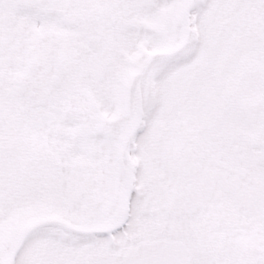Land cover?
Segmentation results:
<instances>
[{
    "label": "rangeland",
    "instance_id": "obj_1",
    "mask_svg": "<svg viewBox=\"0 0 264 264\" xmlns=\"http://www.w3.org/2000/svg\"><path fill=\"white\" fill-rule=\"evenodd\" d=\"M112 1L47 0V7L28 13L21 12L20 6L40 0H0V38L7 35L6 30L12 32L22 25L27 41L42 42L53 56L78 48L88 41L86 35L99 33L94 50L105 64L106 79L80 95L68 90L67 98L64 93L60 97L66 103L60 112L71 131L68 140L75 136L76 145L83 121L91 124L83 128L86 142L92 133L98 135L108 128L93 117L98 105L110 109V118L119 119L115 128L126 121L114 132L118 143L134 107V94H124L129 74L146 57L145 50L172 46L181 37L186 0H170V6L164 8H151L156 0H120L131 9L121 18L119 10L111 9ZM95 4L98 14L92 13ZM189 13L187 42L164 57L169 70L162 76L145 70L141 78L142 127L134 137L145 127L147 135L143 144L130 145L142 160L137 196L145 189L146 174L163 166L157 163L160 156L170 160L168 156L175 150L197 142L214 151L239 142V150L247 152L256 125L262 122L264 126L260 115L264 114V0H191ZM96 19L99 24L93 23ZM197 20L202 21L203 29ZM83 23L89 26L86 34ZM48 31L51 36L40 40ZM52 132L56 135L40 133L36 141L35 132L3 129L0 212L6 211L7 220L0 223V243H4V254L29 221L58 217L78 226H101L120 214L124 176L114 153L110 159H102L98 136L94 146L85 142L84 148L94 147L93 151H83L75 144H68L72 150L64 151V137L57 130ZM125 231L126 226L120 235H95L101 239L57 231L39 242L28 264H55L80 243H87L83 254L101 251L96 244L102 243H111L109 251L119 252L130 241ZM191 247L193 264H264V225L227 232L219 243L193 240Z\"/></svg>",
    "mask_w": 264,
    "mask_h": 264
},
{
    "label": "flooded vegetation",
    "instance_id": "obj_2",
    "mask_svg": "<svg viewBox=\"0 0 264 264\" xmlns=\"http://www.w3.org/2000/svg\"><path fill=\"white\" fill-rule=\"evenodd\" d=\"M123 6L124 3L120 0L110 2L111 9L120 11L117 14L120 18L126 13ZM92 13L98 14L96 4ZM93 23L99 24V20L96 19ZM82 26L86 34L89 26L85 23ZM6 34L0 38V145L3 143L4 127L23 133L35 132L36 141L40 133H53L52 131L57 130L61 135L59 137H64V151H71L68 144L76 145L73 140L75 136L68 140L71 131L60 112L61 109H66V103L60 97L62 93L66 97L68 90H76L80 95L87 87H97V84L106 79L105 64L94 50L99 41V33H96V37L86 35L88 41L80 43L78 48L71 51L64 49L54 56L35 38L27 41L22 25L16 26L12 32L6 30ZM44 36L50 37L51 32L48 31L40 40ZM56 39H59V35ZM91 56H96L101 64V81L94 78ZM99 89L100 87L97 92ZM52 92H55L54 95ZM3 93H6V98ZM96 111V116L93 117L103 125L108 124V128L104 131L101 129L102 133L98 135L92 133L87 138L90 141L86 142L83 128L91 124L83 121V126L77 132L80 133L77 145L83 151H93L94 147L84 148L85 142L88 146H94V140L98 136L99 145L103 147L102 159H110V153H114L124 176L119 205L121 212L127 187V161L124 156H118L121 138L116 143L114 129L115 122L119 119L110 118L112 112L108 108L98 105ZM260 115L264 122V114ZM124 124L126 121L120 123V128ZM263 129L262 122L256 125L253 145L247 152L243 148L239 150V142L230 149L216 151L210 149L206 143L197 142L175 150V153L168 156L172 157L170 160L160 156L157 163H162L161 169L145 176L147 184L143 183L145 189L138 196L134 225L131 228L126 226L125 233L130 241L124 248L119 252H111L108 249L111 243H102L96 244L101 251L92 250L83 254L87 243H80L70 247L71 253L57 259L55 264H121L120 255L123 251L136 245L139 240L156 238L183 241L188 248L190 264H193V240L199 243H219L227 232L254 230L258 224L264 225V132L263 137L259 135ZM130 158L134 166L132 194L135 193L138 178L140 179L139 168L142 160L136 151L130 153ZM144 180L141 178V181ZM128 217L129 202L126 220ZM11 244L9 243V248ZM4 250V243H0V264L8 252L7 250L4 254ZM68 250L65 247V253ZM199 252L200 249L197 253Z\"/></svg>",
    "mask_w": 264,
    "mask_h": 264
},
{
    "label": "water",
    "instance_id": "obj_3",
    "mask_svg": "<svg viewBox=\"0 0 264 264\" xmlns=\"http://www.w3.org/2000/svg\"><path fill=\"white\" fill-rule=\"evenodd\" d=\"M189 0H187L186 7ZM188 34L186 20L185 26L183 30V35L180 42L172 48L159 50L153 52L145 61L142 63L138 68H136L130 77V82L136 91L137 96V111L134 116V121L131 123L130 127L128 128L125 139L129 136L130 132L135 128L139 119L140 113V91H139V78L141 76L142 71L144 70L147 63H149L152 59L165 56L175 49L179 48L183 45L186 41ZM48 223H55L62 225L63 227L70 228L72 230L80 232V229L69 227L65 222L55 218H46L40 219L36 221H32L26 224L20 230L17 238L15 239L14 244L12 245L10 252L8 253L7 257L5 258L3 264H12L13 258L16 254V249L19 247L20 242L23 239V236L33 227L36 225L48 224ZM108 228L97 229L96 231H107ZM151 244L148 245H140L137 248H133L132 256L127 258V253L123 255V264H189V257L187 256V249L185 245L178 241H166V240H156L153 242H148Z\"/></svg>",
    "mask_w": 264,
    "mask_h": 264
},
{
    "label": "snow or ice",
    "instance_id": "obj_4",
    "mask_svg": "<svg viewBox=\"0 0 264 264\" xmlns=\"http://www.w3.org/2000/svg\"><path fill=\"white\" fill-rule=\"evenodd\" d=\"M211 2V0H209ZM47 0H40L38 3H32L29 5H21V12L28 13H36L39 9L43 7H47ZM135 7L136 5H132ZM170 6V0H156V3L151 6V8H164ZM145 7H149L145 5ZM195 10V9H194ZM195 23L203 29V23L201 20L195 21ZM179 55V54H178ZM169 70V62L167 58H160L156 61H153L147 66L146 72L151 73L153 71L159 72L162 76L165 72ZM115 132H119L120 128L117 126L114 129ZM147 135V127L142 130L141 133H138L135 137L132 138V142L138 145L143 144L145 137ZM139 203L138 196L135 193L129 195V217L125 221L124 225H118L116 229L113 231V235H120L125 226L131 228L134 225L135 217H136V209ZM7 220V213L0 212V223H3ZM57 231H68V229L64 228L62 225L55 223H48L42 225H36L32 229H30L24 236L22 241L19 244V247L16 249V255L13 259V264H28L29 258L34 252V250L38 247L39 242L50 238ZM102 237L94 236L93 239H101ZM253 255L258 256L259 253H254ZM251 264V262H250ZM255 264H259V261H256Z\"/></svg>",
    "mask_w": 264,
    "mask_h": 264
}]
</instances>
